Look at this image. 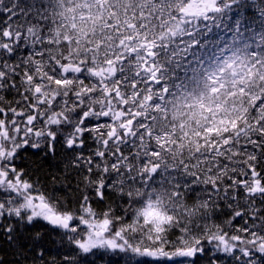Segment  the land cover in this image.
I'll list each match as a JSON object with an SVG mask.
<instances>
[{
  "label": "snow or ice",
  "instance_id": "1",
  "mask_svg": "<svg viewBox=\"0 0 264 264\" xmlns=\"http://www.w3.org/2000/svg\"><path fill=\"white\" fill-rule=\"evenodd\" d=\"M0 238V264H264V0H0Z\"/></svg>",
  "mask_w": 264,
  "mask_h": 264
},
{
  "label": "trees",
  "instance_id": "2",
  "mask_svg": "<svg viewBox=\"0 0 264 264\" xmlns=\"http://www.w3.org/2000/svg\"><path fill=\"white\" fill-rule=\"evenodd\" d=\"M249 15H252L251 11H249ZM211 39L216 38V34H212ZM205 58H209L207 53H204ZM199 59V57H197ZM201 63L203 64L204 61L201 60ZM28 160L27 164L30 167H37V166H42L43 171L40 173L41 176H44L45 173L48 175L55 174L60 177V180L63 181L66 185V190L61 189L59 191V195L61 196H67L69 199L72 198V196L75 195L73 192V189L75 187V180L72 179L70 174H65L61 169L62 165L60 162V157H57L55 160H48V161H40L39 157L36 155L32 154L29 152L28 154ZM36 162V163H34ZM65 177H67L65 179ZM60 181L57 182V187L59 188ZM71 194V195H69ZM93 207L96 208L98 211L104 208V204L102 202H95L93 204ZM37 230L46 232L48 231L46 226L38 225ZM47 247L50 249V252L48 254L49 260L53 258H58V253H57V245H54L49 241L47 244ZM10 249L6 241L2 238H0V256H4L5 259H11V256L9 255Z\"/></svg>",
  "mask_w": 264,
  "mask_h": 264
}]
</instances>
